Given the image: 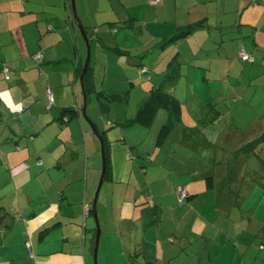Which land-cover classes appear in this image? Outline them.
I'll list each match as a JSON object with an SVG mask.
<instances>
[{"label":"crops","instance_id":"crops-1","mask_svg":"<svg viewBox=\"0 0 264 264\" xmlns=\"http://www.w3.org/2000/svg\"><path fill=\"white\" fill-rule=\"evenodd\" d=\"M75 3L98 39L86 96L108 159L97 261L100 144L80 114L85 53L70 0H0V264H264V0ZM167 7L171 30L204 27L188 54L175 42L180 114L157 146L165 110L147 128L129 121L165 76L147 57L170 37L158 24ZM242 50L253 60H239ZM104 95L120 97L103 113ZM64 109L76 113L67 121ZM177 186L189 194L183 204Z\"/></svg>","mask_w":264,"mask_h":264},{"label":"trees","instance_id":"trees-1","mask_svg":"<svg viewBox=\"0 0 264 264\" xmlns=\"http://www.w3.org/2000/svg\"><path fill=\"white\" fill-rule=\"evenodd\" d=\"M151 1L152 0H150V4H151ZM161 2H162V0H161ZM161 2H159L158 4H160ZM151 5H153V4H151ZM153 6H156V5H153ZM203 27H204V25L201 24L200 22L189 24V25H186L185 27H177L175 34L170 36L167 39V41L165 42V45H163V46H168V45L174 44L178 40L187 39L195 31L200 30ZM84 31H85V33H87L90 45H91L92 41L94 42V41L98 40L96 38V32L93 34H88L87 30H84ZM114 50H116V52H118V53H122L118 49H114ZM249 56L253 60V57L251 55H249ZM238 59H239V57H238ZM247 62H249V61H247ZM90 70H91V67L89 64L87 73ZM81 71H82V67H80L79 73H81ZM87 73L84 75V78H83L86 96H88L89 91H92L91 88L93 89V87H92L93 85H90V83L87 82ZM179 77H180V62L178 60V54H174L173 57L167 63L165 76H164L162 82L158 86H155L150 90L148 97L140 104V106L136 112L135 117L132 119V121H129V122H134V123H136L142 127L147 128V127H150L152 125V122L154 120V117L156 115L157 110L158 109L165 110L169 114V121L166 122L160 128V130L158 132L157 142H156L157 146L163 145L167 136L169 135V133L172 130V126H173L174 122L177 121L179 114H180V105L171 94V88L175 84V82L178 80ZM97 94L101 95L100 92H98ZM107 108H108V106L106 104L102 103L100 110L104 113V112H106ZM74 113H76V111H74L72 109H64L62 112L61 118L66 119L68 121L70 118H72L74 116ZM129 122H126L125 125L129 124ZM100 134H101V137L103 138V136H104V135H102L103 133H100ZM104 153H105V170H107L108 159L106 157V152H104ZM106 172H105V175H106ZM209 180H211V179H209ZM177 187H180V186H177ZM176 188H175V193H176ZM180 188H182V187H180ZM188 199H189V194L187 192V198H185V200L183 202H181L180 204H183ZM1 211L2 210L0 209V213H1ZM3 218H4L3 216L0 217V223H2ZM44 235H45V231H42L39 234V238H42Z\"/></svg>","mask_w":264,"mask_h":264},{"label":"rangeland","instance_id":"rangeland-1","mask_svg":"<svg viewBox=\"0 0 264 264\" xmlns=\"http://www.w3.org/2000/svg\"><path fill=\"white\" fill-rule=\"evenodd\" d=\"M172 0H168V4L170 5V3L169 2H171ZM169 14H171V10H170V8L169 7H167L165 10H163V12L162 11H160V20H159V26H164V30L166 31L167 30V32H169L170 33V36H172L173 34H175V24H174V26L175 27H173V29L171 30V28H172V26H173V24L172 23H170V19H172L173 18V16H170L169 18H168V16H169ZM175 16V15H174ZM168 19H167V18ZM142 18H144V16L142 17ZM162 18L164 19L163 20V22H162ZM179 20V19H178ZM143 21H145V20H143ZM164 22H167V23H170V24H166V25H162V24H165ZM175 22H177V21H175ZM201 24H203L204 23V21H202V22H200ZM149 25V24H148ZM171 30V31H170ZM201 33H203V32H195V33H193L192 34V36L190 37V38H188V39H184V40H178L177 42H178V46L181 48V49H183L184 51H185V54L187 53L188 54V52H190L191 51V47H189L190 46V44L191 43H193V44H196V43H200L201 42V38H198L197 39V36L198 35H200ZM79 35H80V33H79ZM80 37H81V35H80ZM195 37V38H194ZM81 39H82V43H83V50H84V60H83V62H85V59H86V54H87V46H86V43H85V41L83 40V38L81 37ZM189 42V43H188ZM160 52H163L162 54H160ZM175 43L174 44H171V45H168V46H165L163 49H160V47L159 48H157V49H154V51H152V53L151 54H149L148 55V57H147V59L148 60H150L152 57H157V59H156V64H157V70L158 71H160L161 69H159V68H162L164 71L166 70V65H167V63H168V61L173 57V55L175 54ZM160 56H162V58H160ZM90 59H91V53H90ZM147 60V61H148ZM136 74H137V76L139 77V75H138V71L136 72ZM143 75H146V74H143ZM158 76V78L160 77V76H164V73H161V74H155V77H157ZM146 77H147V75H146ZM146 77H143L142 79V81L143 82H141V84L143 83H150V80H152V78L150 79V80H146ZM101 83V80H100V82H99V84ZM123 84H125L124 82H121L120 84H118L117 86H120L121 87V91L123 90V88H124V85ZM126 86L125 87H127V88H129L130 87V85H129V83H127V84H125ZM109 86H111V85H109L108 83H106L105 84V87L104 88H107V87H109ZM139 87V86H138ZM131 93H132V99H134L135 98V96H136V94H137V87H134V88H131ZM127 95V93H126V91L124 92V93H122V97L121 98H123L124 96H126ZM120 97V95H104V96H101V98H102V103L103 104H106L107 106L113 101V100H115V99H117V98H119ZM134 102V101H133ZM114 103V102H113ZM109 108V107H108ZM86 110H87V106H86ZM86 115H87V117H88V114H87V111H86ZM88 127H89V129H90V126H89V124H88ZM91 130V129H90ZM100 144V143H99ZM98 161H99V177H98V183H97V186H98V184H99V180H100V176H101V171H102V162H103V158H102V154H101V149L99 150V154H98ZM96 189H97V187H96ZM97 261V260H96ZM92 264H94V261H93V259H92ZM98 264V263H97Z\"/></svg>","mask_w":264,"mask_h":264},{"label":"water","instance_id":"water-1","mask_svg":"<svg viewBox=\"0 0 264 264\" xmlns=\"http://www.w3.org/2000/svg\"><path fill=\"white\" fill-rule=\"evenodd\" d=\"M70 5H71L72 17H73V19H74V21L76 23V27L79 30V33H80L81 37L83 38V40L85 41L86 46H87L86 59H85V62L83 64V66H82V71H81V75H80V78H79L80 84H81V88H82V107L80 109V114H81L82 119L87 124H89L92 133L99 140L101 154H102V158H103L101 176H100L99 184L97 186V189H96V192H95V195H94V200H93L92 206H91V215H92V218H93V220L95 222V226H96V236H95L94 250H93V257H94V261L96 262L97 246H98V240H99V234H100V229H99V224H98V219H97L96 201H97V196H98L99 190L101 188V185L103 183V179H104L105 172H106V170H105V153H104V144H103V139L101 137V134L97 130V128L94 125V123L86 115L87 98H86L83 78H84V75L87 73L88 66L90 64V42H89L87 33H85V31H84L85 29L82 26L81 21H80L78 15H77L75 0H70ZM145 69L146 68H142L140 70V72L143 73Z\"/></svg>","mask_w":264,"mask_h":264},{"label":"built area","instance_id":"built-area-1","mask_svg":"<svg viewBox=\"0 0 264 264\" xmlns=\"http://www.w3.org/2000/svg\"><path fill=\"white\" fill-rule=\"evenodd\" d=\"M159 2H161V0H152L151 4L157 5ZM238 57L242 62L252 61V58L244 50H242L238 54ZM41 58H42V56L40 54L35 56V60L37 62L41 61ZM3 75H4L5 80H9V69H8V67L3 68ZM46 98H47L48 107H50L54 102V98H53V95H52L50 90H47ZM176 195H177L178 201L180 203L183 202L185 200V198H187V192L185 191V189L180 188V187L176 188ZM25 248L27 250V254L29 255V257H32L33 253L31 251L30 243H25Z\"/></svg>","mask_w":264,"mask_h":264},{"label":"bare ground","instance_id":"bare-ground-1","mask_svg":"<svg viewBox=\"0 0 264 264\" xmlns=\"http://www.w3.org/2000/svg\"><path fill=\"white\" fill-rule=\"evenodd\" d=\"M86 208V207H85Z\"/></svg>","mask_w":264,"mask_h":264}]
</instances>
